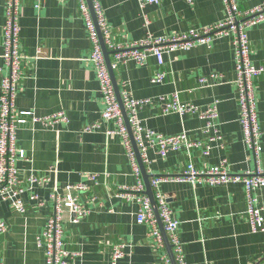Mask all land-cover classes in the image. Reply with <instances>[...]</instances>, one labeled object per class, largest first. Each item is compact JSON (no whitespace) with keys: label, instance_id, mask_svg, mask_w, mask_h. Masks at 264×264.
<instances>
[{"label":"crops","instance_id":"1","mask_svg":"<svg viewBox=\"0 0 264 264\" xmlns=\"http://www.w3.org/2000/svg\"><path fill=\"white\" fill-rule=\"evenodd\" d=\"M264 0H239L241 10ZM112 42H138L147 35L166 37L215 24L226 17L223 0H163L140 8L136 0H99ZM19 37L23 79L15 98L17 113H29L16 131V146L26 160H18L19 176L47 175L25 196L26 211L15 212L0 199V220L7 231L0 236V264H44V247L37 245L52 213L49 196L68 185L85 184L79 199L89 209L78 223L64 214L63 247L74 253L72 264H110L112 248L123 244L124 255L116 264H161L160 253L148 236V227L136 223L138 203L116 197L119 187L134 186L136 178L117 125L102 122L99 129H83L102 120L104 105L98 81L89 61L90 43L76 0H44L34 8L20 1ZM4 0H0V82L8 75L3 62ZM250 61L264 67V21L247 30ZM156 71L165 73L152 83ZM114 77L119 92L126 88L136 100H150L138 111L141 125L163 137L185 132L191 139L206 141L205 122L197 114H163L160 99L178 94L181 103L199 110L214 105L219 141L209 142V155L181 148L162 157L156 148L147 151L148 176L180 175L188 164L197 171L219 166L231 174L264 167V74L254 80L256 113L260 130L258 162L247 148L239 122L236 72L231 37L215 38L163 56V64L150 56L144 65L133 60L118 64ZM218 74L220 79L212 78ZM205 78L199 84V78ZM63 113L65 122L44 127L32 117ZM96 175L93 184L88 175ZM143 181V178H142ZM144 184V182H143ZM145 187V185H144ZM167 198L178 222L177 235L186 264H264V235L253 233L245 215L241 184L210 185L206 182H163L153 191ZM35 200H30V195ZM264 217V187L254 192ZM87 202V203H86ZM41 204V205H39Z\"/></svg>","mask_w":264,"mask_h":264},{"label":"built area","instance_id":"2","mask_svg":"<svg viewBox=\"0 0 264 264\" xmlns=\"http://www.w3.org/2000/svg\"><path fill=\"white\" fill-rule=\"evenodd\" d=\"M20 1L4 0L5 21L2 28L3 62L8 69V75L3 77L0 82V199L8 202L15 212L23 214L26 211L24 196L35 185L45 183L47 175L30 174L26 178H21L16 168L18 160H26L24 152L16 146V131L20 126L26 124L25 116H30L29 113H17L15 110L18 86L24 76L23 56L20 51L19 37ZM29 1L33 3L34 8H39L44 0ZM76 1L85 22L90 43L89 61L94 69L98 81L99 94L104 105V110L101 114L102 120L86 126L83 132L90 133L99 129L102 122L113 121L117 125L116 131H107L106 133L121 136L131 161L136 184L134 186L119 187L116 197L121 200L136 201L138 203L136 223L148 227V236L151 238L154 248L160 253L161 264H172L150 200L145 194L140 168L105 63L100 37L110 54L111 68L113 70L118 64L124 63L128 59L133 60L138 65H144L150 56H153L157 63L162 65L165 54L187 51L195 46L209 45L215 38L231 37L235 60L237 102L240 112L239 122L243 130L245 144L258 162L260 155V130L256 113L254 80L264 74V67L256 68L251 64L247 30L264 21V2L253 8L241 10L239 8V0H223L226 17L215 24L166 37L147 35L145 39L138 42L118 45L112 42L99 0H90L91 10L86 0ZM136 1L139 7L143 8L149 4H158L163 0ZM187 1L191 2L192 0ZM164 77V72L156 71L151 78V82L161 83ZM212 78L219 80L220 76L213 74ZM198 82L199 84H204L206 79L201 77ZM119 95L122 107L126 113L127 124L143 165L148 163L147 151L151 148H156L158 154L162 157L171 151H177L183 147L189 151L198 150L205 157L209 155L211 149L209 142L221 139L215 129V121L218 114L214 105H208L201 111L194 105L181 103L178 94L175 93L160 99L163 114H179L181 116L197 114L205 122L203 133L207 135L210 132L213 133L204 142L189 138L185 132L175 136L163 137L145 129L138 118V111L142 106L151 104V101L148 99L136 100L126 88H123ZM31 119L33 122H40L44 127H53L58 122L66 121L63 113L43 118L32 117ZM225 165L226 160H223L219 166L205 171H197L192 164H188L182 174L154 176L150 178L149 184L153 191L163 182L186 181L192 184L206 182L210 185L241 184L246 200L245 215L251 226V231L264 235L262 209L257 206L254 197V192L264 187V167L257 166L252 171H246L242 174H231L227 172ZM88 179L93 184L97 180L95 174L88 175ZM88 190L89 187L87 185L79 183L66 186L62 193L54 190L50 194L52 213L47 219L41 236L37 238V245L44 247V264H72L71 261L75 254L70 253L63 247V217L67 213L70 216L71 223H78L88 215L89 209L79 199L80 194ZM36 198L37 196L33 194L29 197L31 201ZM153 198L163 231L171 246L174 262L175 264H186L177 235L178 222L168 206L167 198L159 193H155ZM6 231V223L0 220V236L5 234ZM124 247L121 243L113 246L110 264H116L123 257Z\"/></svg>","mask_w":264,"mask_h":264},{"label":"water","instance_id":"3","mask_svg":"<svg viewBox=\"0 0 264 264\" xmlns=\"http://www.w3.org/2000/svg\"><path fill=\"white\" fill-rule=\"evenodd\" d=\"M86 1H87V4H88V6H89V8L91 10L90 0H86ZM100 41H101V46H102V51H103L105 63H106V66L108 68V72H109V75H110V78H111V81H112V85H113V88H114V91H115V95H116L118 103H119V105L121 107L122 116H123L125 124H126V126L128 128V133H129V136H130V139H131L133 151L135 153V157L137 159V162H138V165H139V168H140V172H141V175H142V178H143V182H144V185H145V194L147 195V197L150 200V203H151L155 218L157 220L158 227H159V229L161 231V234L163 236L165 247H166V251H167V253L169 255L171 263L175 264L174 258L172 256V252H171V246L169 245V243L167 241L166 235H165V233L163 231V228H162V224H161V222L159 220V217H158V211H157V208H156V205H155V201H154V198H153V190L151 189L150 184H149L150 176L147 175L145 167H144V165L141 162L137 147H136V145H135V143L133 141L131 131H130L129 126L127 124L126 113H125V111H124V109L122 107V103H121V99H120V95H119V89H118V86H117L116 81H115L113 69L111 68L110 54L106 50V48H105V46H104V44H103V42L101 40V37H100Z\"/></svg>","mask_w":264,"mask_h":264}]
</instances>
